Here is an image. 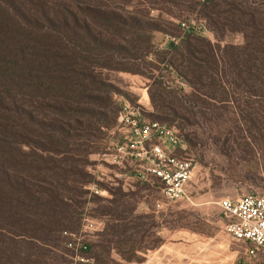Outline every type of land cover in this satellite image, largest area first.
Masks as SVG:
<instances>
[{
    "label": "trees",
    "instance_id": "trees-1",
    "mask_svg": "<svg viewBox=\"0 0 264 264\" xmlns=\"http://www.w3.org/2000/svg\"><path fill=\"white\" fill-rule=\"evenodd\" d=\"M102 2L0 0V264H104L88 241L78 253L67 246L82 228L89 186L102 188L88 148L110 125L101 96L115 88L104 71L139 73L128 63H143L162 99L151 116L169 127L163 113L182 117L163 97L157 63L189 85L186 105L210 100L230 109L237 130L248 119L264 130V0H203L216 43L184 32L166 53L153 45L155 32H167L157 21ZM235 33L243 45L226 43ZM118 194L108 200L116 212L102 214L114 222L101 235L110 246L137 225L125 211L118 216Z\"/></svg>",
    "mask_w": 264,
    "mask_h": 264
},
{
    "label": "rangeland",
    "instance_id": "rangeland-1",
    "mask_svg": "<svg viewBox=\"0 0 264 264\" xmlns=\"http://www.w3.org/2000/svg\"><path fill=\"white\" fill-rule=\"evenodd\" d=\"M101 1L123 14L144 15L157 21L167 31L153 34L157 53H166L171 43H180L184 35L182 24L194 26L199 31L205 28L199 6L203 0ZM207 35L203 36L216 43L212 32ZM226 43L243 45V37L238 33L229 35ZM157 65L158 71L154 74L165 76L163 97L167 103L175 105L182 118L179 120L169 112L162 115L183 136L187 157L196 163L188 187L190 199L169 203L158 190L145 187L138 188L133 194L121 191L120 197L118 178L114 177L115 169L108 159L119 138L117 119L121 107L126 102L143 105L147 108L146 117L155 120L151 116L158 113L154 102L162 100L160 90L149 79L150 72L143 63H128V69L136 71L138 67L141 72L104 71V77L115 88L112 94L102 93L101 96L105 104L102 111L108 116L110 125L95 132L96 139L93 138L88 148L92 152L88 158L89 170L102 188L95 184L89 186L82 228L75 234L81 236L84 242L96 245L95 255L104 264H264V252L253 259L245 257L251 245L236 241L227 233L228 220L219 207L224 198L264 193V130L254 129L250 119L243 131L237 130L230 109L210 100H204L196 107L187 106L184 99L191 94L189 85L173 71L167 70L164 64ZM142 72L147 76L140 74ZM260 116L263 119L264 113ZM261 125L264 127V122ZM93 187L104 193L96 194L90 189ZM111 192L119 193L118 199L121 198L125 204L120 208L118 206V216L125 211L129 215L128 220H133L132 225L137 224L134 231L129 230L127 234L115 237L116 245L112 246L103 242L101 237L114 223L108 216L102 215L115 211L108 202L113 197ZM146 195L149 201H163L164 209L154 213L141 212L138 204ZM125 223L118 222L119 233L124 232L122 225ZM161 247L163 255L155 256Z\"/></svg>",
    "mask_w": 264,
    "mask_h": 264
},
{
    "label": "built area",
    "instance_id": "built-area-1",
    "mask_svg": "<svg viewBox=\"0 0 264 264\" xmlns=\"http://www.w3.org/2000/svg\"><path fill=\"white\" fill-rule=\"evenodd\" d=\"M182 28L184 32L199 31L186 24H182ZM199 32L210 35L206 27ZM146 111L147 108L140 104L126 102L122 105L117 119L121 137L115 144L113 159L116 163L129 161L144 176L158 179L161 192L169 203L189 200L188 187L196 163L187 157L186 142L175 128L148 119ZM92 190L100 193L95 187ZM219 207L228 220L227 233L234 240L251 245L245 257L253 259L264 252V193L224 198ZM71 237L69 249L76 253L86 250L81 236Z\"/></svg>",
    "mask_w": 264,
    "mask_h": 264
},
{
    "label": "crops",
    "instance_id": "crops-1",
    "mask_svg": "<svg viewBox=\"0 0 264 264\" xmlns=\"http://www.w3.org/2000/svg\"><path fill=\"white\" fill-rule=\"evenodd\" d=\"M118 137H119L118 138L119 141L121 135L119 134ZM114 153L115 152L113 149V153L109 155L108 162L115 169L113 175L115 178H118V188L122 192L126 194L128 193L133 194L136 193V190L138 188L145 187L146 189H150V190L151 189L158 190L163 197V194L161 192V184L158 179H156L153 176H144V174L139 169H137L136 165H134L129 161L116 163L113 159ZM96 190H98L100 193L102 192V190L99 189ZM148 198L149 196L146 195L139 202L138 209L141 212L148 213L150 211L151 213H154L155 211H160L164 209L165 203L163 201L152 202L149 201ZM162 252H163V247H161L158 250V252L155 253V256H162L163 255Z\"/></svg>",
    "mask_w": 264,
    "mask_h": 264
}]
</instances>
